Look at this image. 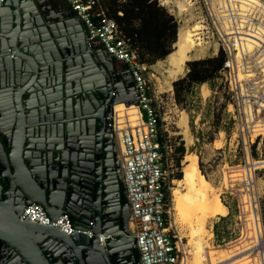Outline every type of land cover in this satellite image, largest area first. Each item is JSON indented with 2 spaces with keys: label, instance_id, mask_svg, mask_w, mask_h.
<instances>
[{
  "label": "water",
  "instance_id": "water-1",
  "mask_svg": "<svg viewBox=\"0 0 264 264\" xmlns=\"http://www.w3.org/2000/svg\"><path fill=\"white\" fill-rule=\"evenodd\" d=\"M44 3L0 5V264H139L113 140L99 128L113 105L136 106L131 80ZM31 203L91 237L19 220Z\"/></svg>",
  "mask_w": 264,
  "mask_h": 264
},
{
  "label": "built area",
  "instance_id": "built-area-1",
  "mask_svg": "<svg viewBox=\"0 0 264 264\" xmlns=\"http://www.w3.org/2000/svg\"><path fill=\"white\" fill-rule=\"evenodd\" d=\"M64 2L79 22L88 46L97 44L119 67L128 72L136 98L133 125L124 118L109 117L107 127L113 140L119 173L128 207L127 230L133 240L139 264H186L184 245L168 221L170 198L166 175L172 165V150L161 134L159 106L150 90L147 66L118 31L116 23L99 7V0H57ZM202 13V31L214 41L211 55H222L218 75L227 95L226 112L234 123L236 137L246 157L251 145L262 141L264 153V0H195ZM168 0H157L160 6ZM3 0H0V5ZM197 39L203 40V32ZM122 122V123H121ZM252 189V180L242 181ZM256 206V205H255ZM256 226L244 256L249 264H264V231L260 212L254 209ZM19 220L50 226L65 236L88 231L74 230L68 215L49 220L31 203L22 208ZM108 236L98 235L102 245Z\"/></svg>",
  "mask_w": 264,
  "mask_h": 264
},
{
  "label": "rangeland",
  "instance_id": "rangeland-1",
  "mask_svg": "<svg viewBox=\"0 0 264 264\" xmlns=\"http://www.w3.org/2000/svg\"><path fill=\"white\" fill-rule=\"evenodd\" d=\"M102 1L99 0L98 3L100 8H103ZM163 8L176 22V34L179 30H189L195 24L203 23L200 7L195 0H168ZM202 32L203 43L193 49L186 62L211 56L214 41ZM172 48L174 50V44ZM185 65L186 63L182 72L173 79H170L164 59L157 65L148 66L145 72L147 84L159 106V130L172 150V165L166 175V184L170 188L168 221L172 230L181 237L187 256L186 264H190L189 254H198L201 264H247L244 258L247 252L241 248L249 244L252 233L247 229H250L251 213L257 207L264 231L262 141H258L257 146L251 145V153L247 157L244 151H241L242 142L236 137L235 125L226 112L228 99L218 74L206 87L194 86L182 102L176 104L171 83L184 75ZM183 119L186 122L185 128L180 125ZM179 142L183 143L184 154L179 167L176 168L174 162L177 154L173 148ZM188 154L196 156L199 171L209 182L212 193L218 194L219 201L227 209L225 216L205 219L206 235L201 239L207 243V249L203 252L190 244V241H194L190 236L193 235L194 219L183 213L178 201L173 197V193H183L179 183L183 177L184 158ZM179 172L182 176L177 180L176 175ZM247 176L252 180L251 190L242 185Z\"/></svg>",
  "mask_w": 264,
  "mask_h": 264
},
{
  "label": "trees",
  "instance_id": "trees-1",
  "mask_svg": "<svg viewBox=\"0 0 264 264\" xmlns=\"http://www.w3.org/2000/svg\"><path fill=\"white\" fill-rule=\"evenodd\" d=\"M102 7L135 50L140 63L148 67L172 53V45L177 41L176 22L156 0H103ZM221 62L220 52L213 57L186 62L184 75L171 83L174 102L180 104L194 86L208 85L216 79ZM173 151L177 154L174 164L178 168L184 154L183 143L179 142ZM181 176L179 172L176 179Z\"/></svg>",
  "mask_w": 264,
  "mask_h": 264
},
{
  "label": "bare ground",
  "instance_id": "bare-ground-1",
  "mask_svg": "<svg viewBox=\"0 0 264 264\" xmlns=\"http://www.w3.org/2000/svg\"><path fill=\"white\" fill-rule=\"evenodd\" d=\"M27 9L32 11L28 7ZM71 29L73 28L71 27ZM202 30L203 28L201 27V24L198 23L189 30L178 31L177 41L174 44V50L169 55L167 60V65L170 69L172 77L177 76L182 72L184 64L187 60H189L191 53L203 43L200 38L197 39V35H199ZM111 109L112 113L110 114V117L113 116L114 119H118V123H120V118H124V123L129 122L133 125L137 113L134 105L124 106L122 103H118L113 105ZM185 124V119H183L180 125L185 128ZM182 173L183 177L179 184L183 193H173V197L178 201L180 209L183 213L194 219L195 224L193 227V235H190L194 241H190V244H193L203 252L207 249V243L201 239L206 235L204 229L205 219L214 216H225L226 208L219 201L218 194L215 195L212 193L209 182L198 169L197 158L194 154H188L185 156ZM251 217V230L248 228L247 231L254 234L256 226L253 222V213H251ZM189 255L190 264H201L200 256L198 254Z\"/></svg>",
  "mask_w": 264,
  "mask_h": 264
},
{
  "label": "crops",
  "instance_id": "crops-1",
  "mask_svg": "<svg viewBox=\"0 0 264 264\" xmlns=\"http://www.w3.org/2000/svg\"><path fill=\"white\" fill-rule=\"evenodd\" d=\"M45 1V5H47L50 9H53L54 11H59V13H61L62 15H64V16H66V17H68V18H71V19H73V18H75L74 17V15H73V13L70 11V9H69V7L64 3V2H62V1H57V0H44ZM166 5H163L162 7H165ZM165 9V8H164ZM173 52V51H172ZM214 54H212L211 56H209V57H212ZM168 57H169V55L166 57V59H164L165 60V63H166V66H167V72H170V69H169V67H168V65H167V60H168ZM162 61V60H161ZM161 61H157V62H155V64L154 65H157V63L159 62H161ZM154 65H151V67L152 66H154ZM162 65V64H161ZM114 67L118 70L119 69V66H118V64H114ZM175 77V76H174ZM174 77H172V74H170V79H173ZM206 87V84H202V85H200V87L202 88V87ZM226 208V207H225ZM226 213H227V209H226Z\"/></svg>",
  "mask_w": 264,
  "mask_h": 264
},
{
  "label": "flooded vegetation",
  "instance_id": "flooded-vegetation-1",
  "mask_svg": "<svg viewBox=\"0 0 264 264\" xmlns=\"http://www.w3.org/2000/svg\"><path fill=\"white\" fill-rule=\"evenodd\" d=\"M111 111H112L111 108H110V112H109V113H108V111L106 110V114H111V113H112ZM100 113H102V112L99 111V114H100ZM104 113H105V110H104ZM109 117H110V115H109ZM109 117H108V118H109ZM105 120H107V119H106V118H101V119H100V124H99L100 127H99V128H100V132H101L102 135L106 134L105 131H106V127H107V124H108V123L106 124ZM111 139H112V138H111ZM105 141H106V140H105ZM113 145H114V143H113ZM105 147H106V148H109V147H108V144L105 145ZM114 149H115V147H114ZM115 153H116V152H115Z\"/></svg>",
  "mask_w": 264,
  "mask_h": 264
}]
</instances>
